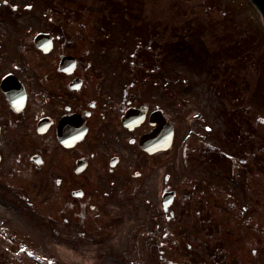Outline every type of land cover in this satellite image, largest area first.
I'll use <instances>...</instances> for the list:
<instances>
[{
	"label": "flooded vegetation",
	"instance_id": "flooded-vegetation-1",
	"mask_svg": "<svg viewBox=\"0 0 264 264\" xmlns=\"http://www.w3.org/2000/svg\"><path fill=\"white\" fill-rule=\"evenodd\" d=\"M48 23L0 20V168L31 177L20 188L37 194L22 196L41 218L33 228L128 264H264V224L253 218L264 216V177L248 163H214L198 130L183 126L178 142L169 92L119 72V23ZM176 233L179 262L161 248ZM137 240L143 253L131 249Z\"/></svg>",
	"mask_w": 264,
	"mask_h": 264
},
{
	"label": "rangeland",
	"instance_id": "rangeland-1",
	"mask_svg": "<svg viewBox=\"0 0 264 264\" xmlns=\"http://www.w3.org/2000/svg\"><path fill=\"white\" fill-rule=\"evenodd\" d=\"M52 19L119 23V72L128 80L131 74L145 78L157 93L169 92L178 142L183 126L198 130L202 145L213 146L218 153L214 163L220 167L248 163L253 178L257 175L263 181L264 25L250 0H0L1 21H38L47 27ZM154 33L159 48L150 44ZM29 179L27 174L0 168V225L9 229L11 240L13 235L30 241L37 248L29 249L42 259H60L63 264H128L118 251L116 262L110 252H102L94 244L73 248L54 240L46 228L34 229L41 218L27 209L26 202L32 200L22 196L37 194L20 188ZM38 202V198L34 200ZM253 218L259 226L264 224L259 209ZM176 234L160 246L179 262L184 256L179 250L185 248L180 233ZM157 238L164 239L161 234ZM10 242L0 235V258L6 256L12 264L37 261L25 251H6L4 246ZM142 243L137 240L132 251L143 253Z\"/></svg>",
	"mask_w": 264,
	"mask_h": 264
},
{
	"label": "water",
	"instance_id": "water-1",
	"mask_svg": "<svg viewBox=\"0 0 264 264\" xmlns=\"http://www.w3.org/2000/svg\"><path fill=\"white\" fill-rule=\"evenodd\" d=\"M252 2L255 4V6L260 11L262 18H263V22H264V0H252Z\"/></svg>",
	"mask_w": 264,
	"mask_h": 264
}]
</instances>
